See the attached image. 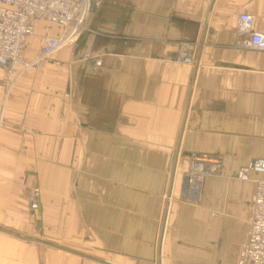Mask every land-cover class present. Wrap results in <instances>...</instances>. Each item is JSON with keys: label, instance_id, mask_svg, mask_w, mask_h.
Returning <instances> with one entry per match:
<instances>
[{"label": "crops", "instance_id": "1", "mask_svg": "<svg viewBox=\"0 0 264 264\" xmlns=\"http://www.w3.org/2000/svg\"><path fill=\"white\" fill-rule=\"evenodd\" d=\"M245 12L264 33V0H104L76 45L11 87L0 68V264H238L255 184L237 175L264 157V50L243 45ZM58 31L39 24L25 56ZM181 41L195 64L168 59ZM192 154L223 160L194 198Z\"/></svg>", "mask_w": 264, "mask_h": 264}, {"label": "built area", "instance_id": "2", "mask_svg": "<svg viewBox=\"0 0 264 264\" xmlns=\"http://www.w3.org/2000/svg\"><path fill=\"white\" fill-rule=\"evenodd\" d=\"M104 0H0V68L4 71L7 85L11 87L22 72L37 65L39 61L67 45H76L82 33L90 29L93 6ZM58 27L56 34L42 36V51L35 58L24 54L26 42L36 34L41 24ZM239 31L249 37L243 42L247 48L264 50V33L255 29V18L251 13L239 15ZM197 45L181 41L171 59L193 64ZM85 59L100 67V56L90 52ZM223 160L210 154H192L191 163L185 175V188L196 190L206 175L220 173ZM242 180L255 184L253 216L248 239L243 245L238 264H264V157L250 160L242 166L237 175ZM196 192V191H195ZM29 207H39V190L33 189Z\"/></svg>", "mask_w": 264, "mask_h": 264}, {"label": "rangeland", "instance_id": "3", "mask_svg": "<svg viewBox=\"0 0 264 264\" xmlns=\"http://www.w3.org/2000/svg\"><path fill=\"white\" fill-rule=\"evenodd\" d=\"M180 44V43H179ZM179 44H178V46H179ZM192 44H194V43H192ZM178 46H177V48H178ZM177 48H176V50H177ZM173 55H174V53H173ZM172 55V56H173ZM172 56H170L168 59L169 60H171V61H174L173 59H171L172 58ZM46 58V57H45ZM83 58L85 59V57L83 56ZM86 60V59H85ZM195 60H196V55H195ZM87 61V60H86ZM88 62V61H87ZM174 62H176V61H174ZM178 63H182V62H178ZM193 64H195V61H194V63ZM191 159V158H190ZM190 163H191V160H190ZM189 166H190V164H189ZM189 169V168H188ZM188 169H187V171H188ZM36 170H34V172H35ZM186 171V172H187ZM186 172H185V174H184V178H185V175H186ZM221 172H222V170H221ZM221 172L220 173H214V174H210V175H206L205 176V178L203 179V181L201 182V184L199 185V187H198V189H196V190H191V189H189L188 188V192H187V195L191 198H194V197H196L197 196V194L198 193H200L201 192V186H202V184H203V182L208 178V177H212V176H219L220 174H221ZM28 193H29V196H28V198L30 199V196H31V194H32V190L33 189H38L39 190V195H40V189H39V187H38V185L35 183V182H33L31 185L29 184L28 185ZM196 191V192H195ZM41 208V200H40V196H39V207L37 208V210H39ZM34 210V209H33Z\"/></svg>", "mask_w": 264, "mask_h": 264}]
</instances>
